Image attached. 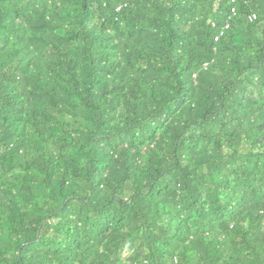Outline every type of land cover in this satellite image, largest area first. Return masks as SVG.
Listing matches in <instances>:
<instances>
[{"label": "trees", "instance_id": "16d2710c", "mask_svg": "<svg viewBox=\"0 0 264 264\" xmlns=\"http://www.w3.org/2000/svg\"><path fill=\"white\" fill-rule=\"evenodd\" d=\"M0 264H264V0H0Z\"/></svg>", "mask_w": 264, "mask_h": 264}]
</instances>
